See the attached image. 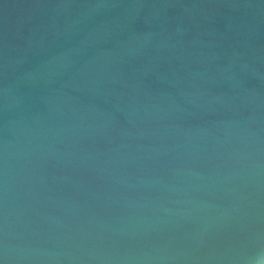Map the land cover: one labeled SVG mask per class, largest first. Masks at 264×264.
Listing matches in <instances>:
<instances>
[{"label":"water","instance_id":"water-1","mask_svg":"<svg viewBox=\"0 0 264 264\" xmlns=\"http://www.w3.org/2000/svg\"><path fill=\"white\" fill-rule=\"evenodd\" d=\"M0 264H264V0H0Z\"/></svg>","mask_w":264,"mask_h":264}]
</instances>
